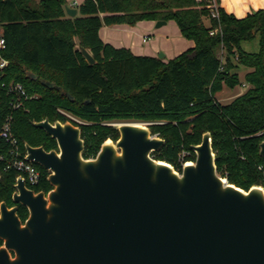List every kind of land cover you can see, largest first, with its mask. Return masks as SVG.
<instances>
[{
  "label": "trees",
  "instance_id": "1",
  "mask_svg": "<svg viewBox=\"0 0 264 264\" xmlns=\"http://www.w3.org/2000/svg\"><path fill=\"white\" fill-rule=\"evenodd\" d=\"M214 4L217 18L209 10ZM219 4L220 0H84L77 15L69 18L65 0H0L3 56L8 61L3 80L20 83L31 97L22 109L11 111L10 98L0 93V129L11 117V134L22 154L24 144L51 151L57 150L55 141L33 123L69 121L80 128L82 157L93 159L101 144L119 137L109 122H142L165 142L153 159L178 172L185 162H195L191 146L209 132L217 175L244 191L264 187V159L259 157L264 140V9L238 19ZM142 21H173L193 47L164 62L114 48L98 35L103 26L133 27ZM256 38V52L241 48ZM81 48L92 56V65ZM220 50L224 56L219 59ZM240 69L246 71L247 90L220 104L216 94L242 84ZM8 152L0 137V202L12 207L17 172L6 166ZM35 167L39 183L29 188L47 194L48 172ZM17 214L22 222L28 217L21 206Z\"/></svg>",
  "mask_w": 264,
  "mask_h": 264
},
{
  "label": "water",
  "instance_id": "2",
  "mask_svg": "<svg viewBox=\"0 0 264 264\" xmlns=\"http://www.w3.org/2000/svg\"><path fill=\"white\" fill-rule=\"evenodd\" d=\"M33 126L56 143L51 151L23 145L26 161L48 172L51 190L34 193L16 179L13 203L28 218L22 223L16 206L0 203V264H264V190L244 191L217 175L209 132L191 146L195 162L178 172L153 159L165 142L143 123L111 124L118 139L93 159L82 157L71 122Z\"/></svg>",
  "mask_w": 264,
  "mask_h": 264
},
{
  "label": "crops",
  "instance_id": "3",
  "mask_svg": "<svg viewBox=\"0 0 264 264\" xmlns=\"http://www.w3.org/2000/svg\"><path fill=\"white\" fill-rule=\"evenodd\" d=\"M65 1L67 7L77 10V7L84 0ZM219 5L226 14L243 19L247 15L264 9V0H220ZM155 23L142 21L133 27L127 25L103 26L99 30L98 35L103 43H108L117 49L126 48L137 57L156 58L157 54L163 53L164 62L172 60L185 52L187 48L193 47V42L185 40L179 33L177 26L176 29L173 28L174 36H171L167 34L166 30L168 23L159 28L155 27ZM144 38L147 39L145 42L143 41ZM149 41L150 43L148 44ZM242 81L244 82L243 79Z\"/></svg>",
  "mask_w": 264,
  "mask_h": 264
},
{
  "label": "built area",
  "instance_id": "4",
  "mask_svg": "<svg viewBox=\"0 0 264 264\" xmlns=\"http://www.w3.org/2000/svg\"><path fill=\"white\" fill-rule=\"evenodd\" d=\"M209 10L213 18L218 17L217 7L215 4L209 7ZM146 40V38L143 39L144 42ZM5 47L6 40L3 36V30L0 27V93L4 92L5 95L10 98L11 111L20 110L24 107L25 103L28 102L31 97L26 94L24 86L20 83L12 82L6 84L4 82L3 79L5 77V69L8 66V61L3 56ZM242 86H244V84H242ZM11 124L12 118L7 117L0 129V137L6 143L9 150L6 158V166L8 169H15V171L17 172V179H22V181H24L30 187L36 186L39 183L40 172L37 170V168L35 167V165H33L32 162L26 161L25 153L22 154L17 139L13 134H11ZM190 163H192V161L185 162L184 164H182V167L184 165H189ZM261 188L264 190V187Z\"/></svg>",
  "mask_w": 264,
  "mask_h": 264
},
{
  "label": "rangeland",
  "instance_id": "5",
  "mask_svg": "<svg viewBox=\"0 0 264 264\" xmlns=\"http://www.w3.org/2000/svg\"><path fill=\"white\" fill-rule=\"evenodd\" d=\"M173 25V27H172ZM174 29H176V24L171 21L168 22L167 25V34L174 36ZM150 43V41L148 42V44ZM241 48H243V50L247 53H251V52H256L258 50V38L252 40L250 43H242L241 44ZM224 53L220 50L217 53V57L220 59L222 58L224 55ZM158 55V54H157ZM238 75H239V79L242 81L244 74L246 73V71H244L243 69H240L237 71ZM242 84H244V82L242 81ZM239 85L236 86V88H234L233 90L228 89L227 87H224L220 93L216 94V99L220 104H228L231 101H233L235 98H237L238 95L244 93L247 90L246 85L244 84V86ZM78 122H81L80 120H76ZM125 122H129V123H137V122H132V121H113V122H109L108 126H110L111 124H120V123H125ZM142 123V122H141ZM139 123V124H141Z\"/></svg>",
  "mask_w": 264,
  "mask_h": 264
},
{
  "label": "flooded vegetation",
  "instance_id": "6",
  "mask_svg": "<svg viewBox=\"0 0 264 264\" xmlns=\"http://www.w3.org/2000/svg\"><path fill=\"white\" fill-rule=\"evenodd\" d=\"M16 179H17V176H16V178H15V181H16ZM15 184H16V182H15ZM25 185H26V188H27L28 190H30V191L32 190L34 193H39V192H35L33 189H30L29 186H28L26 183H25ZM14 187H15V185H14ZM14 193H15V189H14L13 194H14ZM13 194H12V195H13ZM12 195H11V198H12ZM0 203H1V202H0ZM4 203H5V202H4ZM12 203H13V198H12ZM5 204H6V203H5ZM6 206H7V205H6ZM15 206H16L17 209H18V206H21V205H20V204H16V203L14 204V203H13V206H12V207H8V206H7V208L10 209V208H14ZM21 207H23V206H21ZM24 208H25V207H24ZM25 209H26V208H25ZM26 211H27V209H26ZM16 214H17V210H16ZM17 215H18V214H17ZM18 217H19V216H18ZM27 218H28V217H27ZM19 219H20V218H19ZM20 220H21V219H20ZM21 222H22V221H21ZM24 222H25V221H24ZM24 222H22V223H24ZM0 241H1V240H0ZM1 245H2V241H1V243H0V247H1Z\"/></svg>",
  "mask_w": 264,
  "mask_h": 264
}]
</instances>
